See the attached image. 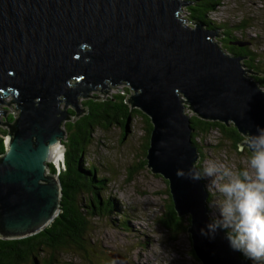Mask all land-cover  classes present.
I'll use <instances>...</instances> for the list:
<instances>
[{
    "label": "water",
    "instance_id": "obj_1",
    "mask_svg": "<svg viewBox=\"0 0 264 264\" xmlns=\"http://www.w3.org/2000/svg\"><path fill=\"white\" fill-rule=\"evenodd\" d=\"M183 0H0V109L12 102L0 156V239L18 240L51 224L61 186L48 172L50 145L64 137V107L77 97L126 84L133 108L149 118L146 166L167 181L173 211L188 217L201 264H250L212 220L201 181L180 178L195 166L189 108L204 120L232 124L244 136L264 128V87L246 77L242 58L221 50L215 30L181 18ZM70 81H73L70 83ZM244 143H239L241 150ZM64 151V148L62 146ZM113 264H129L121 255Z\"/></svg>",
    "mask_w": 264,
    "mask_h": 264
},
{
    "label": "rangeland",
    "instance_id": "obj_2",
    "mask_svg": "<svg viewBox=\"0 0 264 264\" xmlns=\"http://www.w3.org/2000/svg\"><path fill=\"white\" fill-rule=\"evenodd\" d=\"M185 15L184 6L179 16L183 18ZM212 15L217 20L237 21L249 18L251 27L247 34L251 37L256 35L259 39L256 46L264 50V0H222V4ZM244 75L252 76L246 71ZM99 90L98 86L87 92L88 97L98 98L77 97L78 108L86 110L81 104L85 99L102 100L118 92H126L128 96L133 94L124 83L110 87L104 94ZM2 106H8V110L0 109V125L7 128L3 121L8 114H14V110L12 102H2ZM64 109L73 108L68 105ZM185 112L189 116L194 114L189 108ZM73 113L75 116V111ZM74 116L69 120H75ZM65 121L68 120L63 122ZM210 133L204 139L207 145L203 150V158L196 161L198 167H202L210 159L222 161L233 168L246 167L249 155L246 147L237 150L230 142L222 140L218 131ZM143 135V124L139 119L134 121L132 128L126 132L117 125L107 131L97 128L91 133L92 143L87 150L89 162L100 163L105 169H109L107 173L111 181L102 196L109 194L115 199L118 208L128 216V228L112 225L104 215L92 217L89 219L88 243L82 245V251L53 254L49 248H42L38 252L40 256H37L41 264H113L111 257L114 255L124 256L129 264H201L192 254L190 238L185 229L188 226V217L177 216L178 218L171 222L170 227H178L174 232L168 230L165 223L160 222L161 219L167 220L169 214L168 204L171 200L166 193L167 181L160 175L153 174L146 165L130 169L131 165L143 163V159H146L143 156V151L146 150L141 147ZM4 140L6 141V138ZM221 141L222 145L218 147ZM49 164L56 168L58 173L64 170L62 160L58 165L52 162ZM202 182L209 197L206 201L208 216L215 219L217 212L213 205L217 194L208 187L207 180L202 179ZM248 261L255 264L251 260Z\"/></svg>",
    "mask_w": 264,
    "mask_h": 264
},
{
    "label": "trees",
    "instance_id": "obj_3",
    "mask_svg": "<svg viewBox=\"0 0 264 264\" xmlns=\"http://www.w3.org/2000/svg\"><path fill=\"white\" fill-rule=\"evenodd\" d=\"M183 1L186 9V15L183 18L194 23H201L207 29L215 30L217 33L215 41L218 47L225 50L227 54L241 57L242 67L252 75L249 77L264 87V50L256 46L259 44L256 35L251 37L247 34V30L251 27L250 19L217 20L212 14L222 4V0ZM127 94L118 92L102 100H82L81 104L86 107V112L75 120H69V118L68 121L63 122L65 137L61 144L64 148V170L57 175L61 186L59 214L49 226L34 235L18 240L0 239V264H41L37 256H40L38 252L42 248H49L53 254L82 251L84 249L82 245L88 243L89 219L92 217L104 215L112 225L128 228V216L118 208L115 199L109 194L102 196L111 181L107 173L109 169H105L100 163L89 162L87 155L88 147L92 143L91 133L95 129L107 131L117 125L126 132L138 119L143 124L144 132L141 147L143 150L147 149L151 123L140 110L131 106L130 96ZM13 107L17 112L15 105ZM73 111L74 109L67 110L70 117L74 116ZM14 119L15 115L10 113L3 123L4 125L12 123ZM189 120L192 129L191 140L197 149L198 159L203 158V150L207 145L204 139L210 131H218L220 138L230 142L237 150H239L238 144L242 143L246 137L238 133L230 123L204 120L194 114L189 116ZM7 129H0V156L4 153ZM222 142L218 143V147L222 145ZM143 156L146 157L144 151ZM145 165L146 159H143V163L131 165L130 169ZM48 172L57 173L56 168L51 164H49ZM128 180L131 181V179ZM166 193L168 194V190ZM168 212L167 220L161 219L160 222L165 223V227L171 232L177 231L178 227H170L171 222L178 218L171 202L168 204ZM240 255L244 257L241 253Z\"/></svg>",
    "mask_w": 264,
    "mask_h": 264
},
{
    "label": "clouds",
    "instance_id": "obj_4",
    "mask_svg": "<svg viewBox=\"0 0 264 264\" xmlns=\"http://www.w3.org/2000/svg\"><path fill=\"white\" fill-rule=\"evenodd\" d=\"M244 145L249 155L242 169L210 159L202 167L179 170L177 175L207 180L217 194L213 205L217 216L206 229H200V234L214 239L217 230H223L232 250L255 264H264V128L257 127L256 134H248ZM61 147L59 141L50 145L53 159L61 154Z\"/></svg>",
    "mask_w": 264,
    "mask_h": 264
},
{
    "label": "bare ground",
    "instance_id": "obj_5",
    "mask_svg": "<svg viewBox=\"0 0 264 264\" xmlns=\"http://www.w3.org/2000/svg\"><path fill=\"white\" fill-rule=\"evenodd\" d=\"M219 19V18H218ZM113 88V87H112ZM60 152H61V154H59V155H56V157H55V159H53L52 158V153H51V157H50V162H52L54 165H58L59 163H60V161L62 160L63 161V149H62V147H61V149H60ZM201 181V183H202V185H204L203 184V182H202V180H200ZM204 187V186H203ZM205 189V188H204ZM208 194V193H207ZM208 199V198H207ZM207 201V200H206ZM209 218H210V216H209ZM211 220H213L212 218H210Z\"/></svg>",
    "mask_w": 264,
    "mask_h": 264
},
{
    "label": "built area",
    "instance_id": "obj_6",
    "mask_svg": "<svg viewBox=\"0 0 264 264\" xmlns=\"http://www.w3.org/2000/svg\"><path fill=\"white\" fill-rule=\"evenodd\" d=\"M58 172V171H57Z\"/></svg>",
    "mask_w": 264,
    "mask_h": 264
}]
</instances>
